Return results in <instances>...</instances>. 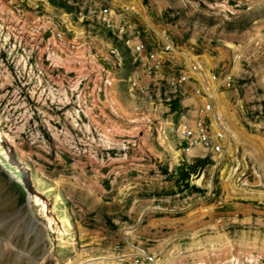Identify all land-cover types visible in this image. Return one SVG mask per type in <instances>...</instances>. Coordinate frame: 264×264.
Wrapping results in <instances>:
<instances>
[{"label":"rangeland","instance_id":"1","mask_svg":"<svg viewBox=\"0 0 264 264\" xmlns=\"http://www.w3.org/2000/svg\"><path fill=\"white\" fill-rule=\"evenodd\" d=\"M139 1L146 24L208 64L241 50L218 95L238 152L219 166L199 149L180 161L167 131L195 104L190 87L130 90L123 38L94 18ZM42 15L118 47L121 64L47 52ZM130 245L157 264H264V0H0V264H131Z\"/></svg>","mask_w":264,"mask_h":264},{"label":"built area","instance_id":"2","mask_svg":"<svg viewBox=\"0 0 264 264\" xmlns=\"http://www.w3.org/2000/svg\"><path fill=\"white\" fill-rule=\"evenodd\" d=\"M146 12L145 4L125 2L119 8L106 4L94 10V18L109 34L123 38L133 65L132 73L127 78L130 90L143 91L149 84H163L173 87L174 91L177 86L190 87L197 99L195 104L192 109L180 112L179 118L170 122L167 131L177 140L180 161L191 163L189 157H197L194 151L199 149L215 166H219L226 158L238 152V147L233 146L232 134L220 110L218 95L233 86V67L242 58L241 50H237L227 64H208L198 58L200 55L180 49L164 29L156 30L146 24ZM84 17L81 14L77 20L81 21ZM37 19L40 20L42 32L46 34L47 52L80 49L91 58L101 52L91 42L81 41L75 31L70 30L68 21L48 15ZM144 20L145 26L153 32L151 40L147 42L141 38L140 33V22ZM68 34L72 35L71 39L67 38ZM100 55L109 64H121V53L114 45H108ZM104 71L106 74L103 84L110 85L114 76L109 70ZM144 80H147L146 85ZM129 250L127 257L131 264H157L154 256L144 247L130 245Z\"/></svg>","mask_w":264,"mask_h":264},{"label":"bare ground","instance_id":"3","mask_svg":"<svg viewBox=\"0 0 264 264\" xmlns=\"http://www.w3.org/2000/svg\"><path fill=\"white\" fill-rule=\"evenodd\" d=\"M231 134H232V133H231ZM232 137H233V134H232ZM30 198H31V201L34 202L35 204H40V205H44V206L48 207V206H47L48 203H47L46 201H44V200L38 195V193H37L35 190L32 191V196H31ZM48 205H49V204H48ZM43 211H44L45 214H48V208L44 209ZM48 218H49V217H48Z\"/></svg>","mask_w":264,"mask_h":264},{"label":"crops","instance_id":"4","mask_svg":"<svg viewBox=\"0 0 264 264\" xmlns=\"http://www.w3.org/2000/svg\"><path fill=\"white\" fill-rule=\"evenodd\" d=\"M140 4H144L142 1H139Z\"/></svg>","mask_w":264,"mask_h":264}]
</instances>
